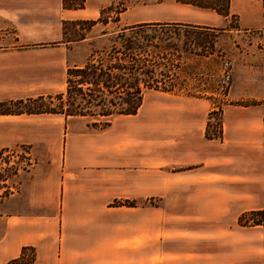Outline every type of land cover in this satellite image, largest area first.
<instances>
[{"label":"crops","instance_id":"0c3cea01","mask_svg":"<svg viewBox=\"0 0 264 264\" xmlns=\"http://www.w3.org/2000/svg\"><path fill=\"white\" fill-rule=\"evenodd\" d=\"M110 4L86 0L83 9L64 10L61 0H0V22L14 28L20 45L0 49V101L62 90L68 54L85 49L87 39L71 49L20 47L58 43L63 21H95ZM229 15L240 31L264 29L260 0H230ZM226 20L193 9L152 21L218 28ZM139 23L151 22L128 25ZM169 102L150 134L127 130L124 120L99 134L65 133L49 146L46 174L26 187L28 209L41 213L0 217V264L23 248L34 252L30 264H264V222L238 224L247 213L264 214V72L258 105L224 108L221 141L204 138L208 102ZM21 116L0 118L24 126L28 116ZM22 129L21 143L43 142Z\"/></svg>","mask_w":264,"mask_h":264},{"label":"rangeland","instance_id":"374dc122","mask_svg":"<svg viewBox=\"0 0 264 264\" xmlns=\"http://www.w3.org/2000/svg\"><path fill=\"white\" fill-rule=\"evenodd\" d=\"M186 2H188V0H111L110 5L100 9L99 17L95 21H63L97 22L90 28L86 23L70 24L67 26V35L65 38L67 41L78 39V37L82 35L87 39V42L84 45L85 49H75L68 54L66 67L74 68L83 66L91 55L96 57L98 54L96 59L99 60L104 52L107 53L110 51L112 41L114 40L112 39V37H114L113 32L118 33L123 28L140 24H152L154 23L152 21L153 19H166L167 17L173 16L175 11L182 12L201 9L218 15L215 11L194 7L185 4ZM221 4L222 3H217L216 6L221 7ZM124 11H126L125 22H118L119 13ZM218 16L227 19L225 21L227 22L225 26L218 28L197 26L201 29L191 31L197 32L194 36L191 34V36L184 37L183 35L185 33L180 32V35L175 38L176 41H179L180 45L183 42H187L188 48L191 50L195 49L196 54H199V57L194 54L184 53L181 57L179 69H174L171 65H174L175 57L173 58L170 56L169 65L166 67L160 65L156 71L157 78H160L159 73H163V71H168L169 69L170 73L173 72L174 74L171 77V80L173 81L172 84H176L177 87H181L184 90L194 93H202L205 90L207 92L206 97L210 99H206L204 96L192 98L187 97L184 94L148 91L144 94L142 103L136 114L117 116L112 119L109 127L104 130L88 128L91 120L79 117L64 118L61 115L51 114H38V116L20 114L22 115L20 118H27L26 116H28L24 126L20 124L23 127H20V125L16 123L18 121L10 123L11 120H18L14 117L0 118V217L6 215H29L41 213V210L39 209H28L26 205V187L33 179H38L46 174L50 159L48 147L54 146L58 140L64 138L63 134L65 133L83 132L99 134L110 129L114 122L115 126H118V124L124 120H130L129 125L126 128L127 130H130L131 127L135 126L144 128V130L148 129L145 131L150 134V124L153 123V120H156L161 117V115L165 114L164 111L167 110V105L170 103L169 101L178 100L179 98L205 100L210 104L211 108L208 113L212 109L221 108L222 121L223 110L227 106L250 107L258 105L261 97L262 76L264 72V29L240 31L236 22V16H230L229 10L227 16ZM132 22L151 23L128 25ZM0 27L5 28L0 30V49L20 46L15 38L16 31L12 26L1 24L0 22ZM234 27L237 28L234 29ZM1 32H6V35L8 34L9 36L5 38L2 36ZM78 42L80 41L65 43L64 45L58 42L59 44L48 47L42 46L51 43H36L27 44L20 48L43 49L61 45L62 47H69V49H71L72 45ZM120 42L121 40L116 42L115 46L119 47ZM195 42L199 43L200 47L195 45ZM81 54H86L82 64L72 66ZM66 69L64 70V76L65 71L67 72ZM228 80H230V82L227 87V97H225V99L227 100V103L231 105L226 106L223 103L224 97H222L221 90L222 85L226 84ZM65 89L66 78L65 86L63 84L62 90L57 93L42 96H54L55 94L64 93ZM63 96L65 97V93ZM52 103H56V100L54 99ZM157 106H159V109ZM191 109L196 113L194 110L199 108L192 106ZM197 113H199V111ZM208 113L206 115V122ZM132 116L134 118H132ZM95 119L99 120V118ZM216 119V117L211 119L210 124L212 127L216 126ZM6 120H10L9 123H7ZM25 126L28 127L27 130L30 133L29 140L35 141L38 138H41L43 142L21 143L20 141L23 140L22 136L26 137L27 135L24 133V129H22ZM210 130H213V128ZM10 134L15 137L14 141H16V143H13V140L9 139L11 138L9 137ZM251 214L252 212L245 214L244 225L242 226H253L250 224V220L259 219L258 216H253ZM24 254L25 258L31 256L29 250L25 251Z\"/></svg>","mask_w":264,"mask_h":264},{"label":"trees","instance_id":"16d2710c","mask_svg":"<svg viewBox=\"0 0 264 264\" xmlns=\"http://www.w3.org/2000/svg\"><path fill=\"white\" fill-rule=\"evenodd\" d=\"M260 1L264 6V0ZM61 2L64 10H79L85 6V0H61ZM217 3H222L221 7H217ZM185 4L209 9L224 17L228 15L229 10V0H188ZM83 23L89 25L90 28L97 22H62V40L59 43L84 40L85 37L82 35L74 40L65 39L68 25ZM198 29L201 28L185 24L152 23L126 27L118 33L113 32L112 39L114 40L109 52H104L99 60L96 59L98 54L96 57L91 55L83 66L67 69L65 97L64 93H60L24 100L0 101V115L51 114L61 115L64 118L79 117L91 120L88 128L104 130L109 127L113 118L136 114L144 94L148 91L184 94L192 98L206 97L205 90L202 93H194L172 84L171 77L174 74L170 73L169 69L163 73L160 72V78L156 75L160 65L163 67L169 65L170 56L175 57L174 65L171 67L179 69L184 53L199 55L196 54L195 49L188 48L187 42L180 45L175 39L180 32L185 33L184 37L191 36V34L194 36L197 32L191 31ZM119 40H121L120 46L116 47L115 43ZM59 43H51L42 47ZM194 44L200 47L199 43ZM229 82L230 80L222 85L221 90L222 97H224L223 103L226 106L231 105L225 99ZM54 99L56 103H52ZM206 99L210 98L206 97ZM221 112V108H217L208 113L204 132L206 140L220 141L222 139ZM213 117L217 118V123L212 127L210 122ZM211 128L213 130H210ZM112 205L134 207L136 203L134 201H114ZM251 215L259 217V219H251V225L263 224L264 214L262 212H252ZM244 219L245 215L240 216L238 224L244 225ZM27 250L31 253L29 258H25L24 253ZM33 260L32 248H23L20 256L8 264H30Z\"/></svg>","mask_w":264,"mask_h":264}]
</instances>
